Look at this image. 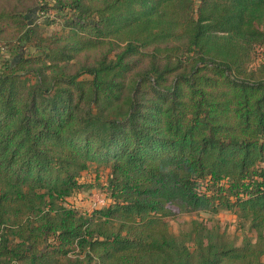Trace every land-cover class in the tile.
Returning <instances> with one entry per match:
<instances>
[{"label": "trees", "instance_id": "obj_1", "mask_svg": "<svg viewBox=\"0 0 264 264\" xmlns=\"http://www.w3.org/2000/svg\"><path fill=\"white\" fill-rule=\"evenodd\" d=\"M54 7L63 32L0 0V264H264V0ZM96 162L113 202L66 206ZM173 206L238 211L260 241L176 236Z\"/></svg>", "mask_w": 264, "mask_h": 264}, {"label": "rangeland", "instance_id": "obj_2", "mask_svg": "<svg viewBox=\"0 0 264 264\" xmlns=\"http://www.w3.org/2000/svg\"><path fill=\"white\" fill-rule=\"evenodd\" d=\"M25 2L28 16L39 17L40 23L46 32H63L66 30L65 17L66 11H57L54 5L56 0H22ZM197 5L199 0H193ZM49 4L51 10L44 14L40 9L41 6ZM53 23H46L47 18ZM27 49V48H26ZM32 52V48H28ZM263 50H259L256 55L255 64L261 61ZM17 49L0 47V66L5 60H14L17 57ZM109 167L101 163H92L89 168L84 171L80 177V182L86 186L73 193L64 200V204L68 207L75 208L82 213H91L97 208L104 207L113 202L108 188ZM177 214L170 216L167 221L169 230L176 236H184L191 233L195 225H202L207 232L226 233L235 243L243 245L247 242L257 243L260 241L258 232L251 230L250 221L241 213L235 210L221 209L218 212L194 211L184 212L180 208L173 206ZM262 240V239H261ZM90 264V263H88ZM95 264V262L91 263Z\"/></svg>", "mask_w": 264, "mask_h": 264}]
</instances>
